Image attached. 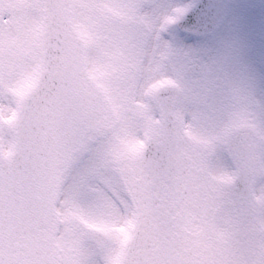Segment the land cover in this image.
Returning <instances> with one entry per match:
<instances>
[{
	"label": "snow or ice",
	"instance_id": "1",
	"mask_svg": "<svg viewBox=\"0 0 264 264\" xmlns=\"http://www.w3.org/2000/svg\"><path fill=\"white\" fill-rule=\"evenodd\" d=\"M204 0H0V264H264V55Z\"/></svg>",
	"mask_w": 264,
	"mask_h": 264
},
{
	"label": "flooded vegetation",
	"instance_id": "2",
	"mask_svg": "<svg viewBox=\"0 0 264 264\" xmlns=\"http://www.w3.org/2000/svg\"><path fill=\"white\" fill-rule=\"evenodd\" d=\"M234 13H232L233 21L237 22V24L242 21L251 22V23H259L264 24V0H233ZM236 24V25H237ZM250 36L252 33L245 32ZM254 37H258L257 39H263V33L256 31L254 32Z\"/></svg>",
	"mask_w": 264,
	"mask_h": 264
},
{
	"label": "rangeland",
	"instance_id": "3",
	"mask_svg": "<svg viewBox=\"0 0 264 264\" xmlns=\"http://www.w3.org/2000/svg\"><path fill=\"white\" fill-rule=\"evenodd\" d=\"M241 24L242 25H245L244 23H241ZM213 37H214L213 43L216 44L217 46L220 45V44H222V43H224V42H232L236 38L235 37V34H234V29H232L230 23H228V25L225 27V29L222 30V34L220 36L219 35H215ZM229 39H232V40H229ZM241 41H243L242 38H241ZM244 43L246 44V46H242V48L247 51L246 47H247V45L249 47V43L250 42H247L244 39ZM239 45H240V42H239ZM262 52L264 53V49L262 50ZM253 57L257 61H259L255 55H253Z\"/></svg>",
	"mask_w": 264,
	"mask_h": 264
},
{
	"label": "water",
	"instance_id": "4",
	"mask_svg": "<svg viewBox=\"0 0 264 264\" xmlns=\"http://www.w3.org/2000/svg\"><path fill=\"white\" fill-rule=\"evenodd\" d=\"M217 15L219 16V18H220V16L222 15V13H223V10H222V8L221 9H219L217 12ZM206 25H207V30L209 31L212 27H213V25H214V22H213V24H210V23H207L206 22Z\"/></svg>",
	"mask_w": 264,
	"mask_h": 264
}]
</instances>
